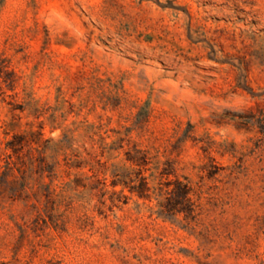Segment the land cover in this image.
Returning <instances> with one entry per match:
<instances>
[{"label": "rangeland", "instance_id": "obj_1", "mask_svg": "<svg viewBox=\"0 0 264 264\" xmlns=\"http://www.w3.org/2000/svg\"><path fill=\"white\" fill-rule=\"evenodd\" d=\"M1 259L264 264V0H0Z\"/></svg>", "mask_w": 264, "mask_h": 264}, {"label": "trees", "instance_id": "obj_2", "mask_svg": "<svg viewBox=\"0 0 264 264\" xmlns=\"http://www.w3.org/2000/svg\"><path fill=\"white\" fill-rule=\"evenodd\" d=\"M13 150V148H12ZM126 159L132 164L137 166L145 162L146 155L145 152L133 146L132 149L126 152ZM130 172H125V170H114L113 179L111 180V185L115 186L121 184L129 188L130 192H135L139 197L147 198L149 197L150 186L145 177L140 176L137 184H130L133 181L130 176ZM172 183L173 187L168 188V185ZM158 191L161 194V191L164 190L165 202H159L161 213H171L183 212L185 218H194L196 215V206L195 201L191 197V187L188 182H183L179 179H174L172 182H167L165 189L162 188L161 182H159ZM115 193L114 191L112 192ZM0 264H15L10 260H0ZM51 264H57L51 263Z\"/></svg>", "mask_w": 264, "mask_h": 264}]
</instances>
